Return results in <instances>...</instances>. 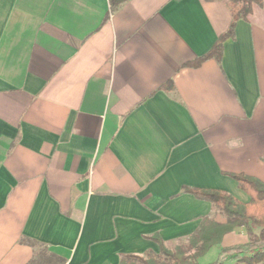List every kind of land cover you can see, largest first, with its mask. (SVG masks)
I'll use <instances>...</instances> for the list:
<instances>
[{
  "label": "crops",
  "instance_id": "obj_1",
  "mask_svg": "<svg viewBox=\"0 0 264 264\" xmlns=\"http://www.w3.org/2000/svg\"><path fill=\"white\" fill-rule=\"evenodd\" d=\"M114 1L0 0V264L157 255L224 222L183 188L264 183V0L196 68L232 0Z\"/></svg>",
  "mask_w": 264,
  "mask_h": 264
},
{
  "label": "trees",
  "instance_id": "obj_2",
  "mask_svg": "<svg viewBox=\"0 0 264 264\" xmlns=\"http://www.w3.org/2000/svg\"><path fill=\"white\" fill-rule=\"evenodd\" d=\"M126 0H116L111 5H119ZM259 0H232L229 3L232 22L227 32L221 35L213 47L203 56L187 64L188 67L196 68L202 62L213 59L220 61L223 43L233 37L234 25L238 20H245L251 12L253 4ZM237 182L239 189L246 193L249 201L245 204L237 202L225 192L203 190L197 188H183L182 192L191 194L201 200L211 203L226 217L223 223L215 221L211 217L203 218L195 232L187 240L188 251L185 256L182 250L169 251L160 246L159 254L147 253L144 257L122 256L119 264H199L198 259L203 257L211 248L219 247L217 259L209 264H222L228 260L231 264H260L264 262V183L239 174L229 175ZM243 228L250 231L258 230L248 241L222 247L223 238L235 229Z\"/></svg>",
  "mask_w": 264,
  "mask_h": 264
},
{
  "label": "rangeland",
  "instance_id": "obj_3",
  "mask_svg": "<svg viewBox=\"0 0 264 264\" xmlns=\"http://www.w3.org/2000/svg\"><path fill=\"white\" fill-rule=\"evenodd\" d=\"M220 219H222L223 221H226V217L223 214L222 216H220ZM257 233H258V230L255 228H252L250 231H246L243 228L235 229L232 235H230L227 241V245L231 243H236V242L238 243V242L248 241L253 235H256ZM188 247H189L188 242H180L176 247H174L173 249L169 251L182 250L184 255L187 256L191 253L187 250ZM218 252H219L218 248L216 247L211 248L203 257L198 259V263L199 264H209L215 261L217 259ZM222 264H231V263L228 260H225ZM260 264H264V262Z\"/></svg>",
  "mask_w": 264,
  "mask_h": 264
}]
</instances>
